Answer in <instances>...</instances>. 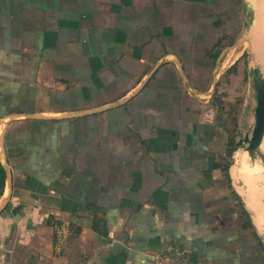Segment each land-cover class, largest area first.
Masks as SVG:
<instances>
[{"label": "crops", "instance_id": "0c3cea01", "mask_svg": "<svg viewBox=\"0 0 264 264\" xmlns=\"http://www.w3.org/2000/svg\"><path fill=\"white\" fill-rule=\"evenodd\" d=\"M238 4L0 0V264H264Z\"/></svg>", "mask_w": 264, "mask_h": 264}, {"label": "rangeland", "instance_id": "374dc122", "mask_svg": "<svg viewBox=\"0 0 264 264\" xmlns=\"http://www.w3.org/2000/svg\"><path fill=\"white\" fill-rule=\"evenodd\" d=\"M245 1L243 0V3L239 1L238 4L239 47L246 50L248 59L253 57L256 61H259L264 59V0H253V7L247 14ZM251 61L255 65L252 59ZM220 93L224 94L223 92ZM217 95L214 93L210 98L214 106L220 101Z\"/></svg>", "mask_w": 264, "mask_h": 264}, {"label": "water", "instance_id": "95a60500", "mask_svg": "<svg viewBox=\"0 0 264 264\" xmlns=\"http://www.w3.org/2000/svg\"><path fill=\"white\" fill-rule=\"evenodd\" d=\"M246 14L248 13V4L245 1ZM255 67L253 68L254 89L256 107L254 109V125L251 133L242 137L238 145H245V150L251 160L260 158L264 167V156L258 154L257 149L264 137V63L252 58Z\"/></svg>", "mask_w": 264, "mask_h": 264}, {"label": "built area", "instance_id": "2783aa9c", "mask_svg": "<svg viewBox=\"0 0 264 264\" xmlns=\"http://www.w3.org/2000/svg\"><path fill=\"white\" fill-rule=\"evenodd\" d=\"M170 251L173 252V253L176 254V255L180 254V250L177 249L176 247L171 248Z\"/></svg>", "mask_w": 264, "mask_h": 264}, {"label": "trees", "instance_id": "16d2710c", "mask_svg": "<svg viewBox=\"0 0 264 264\" xmlns=\"http://www.w3.org/2000/svg\"><path fill=\"white\" fill-rule=\"evenodd\" d=\"M240 1V0H239Z\"/></svg>", "mask_w": 264, "mask_h": 264}]
</instances>
